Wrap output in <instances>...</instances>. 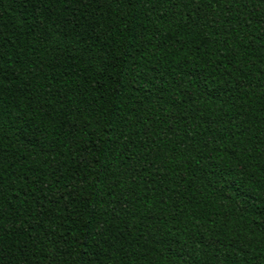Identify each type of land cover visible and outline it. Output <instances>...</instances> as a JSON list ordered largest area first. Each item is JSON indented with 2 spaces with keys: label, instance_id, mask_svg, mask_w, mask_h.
<instances>
[{
  "label": "trees",
  "instance_id": "16d2710c",
  "mask_svg": "<svg viewBox=\"0 0 264 264\" xmlns=\"http://www.w3.org/2000/svg\"><path fill=\"white\" fill-rule=\"evenodd\" d=\"M0 264H264V0H0Z\"/></svg>",
  "mask_w": 264,
  "mask_h": 264
}]
</instances>
